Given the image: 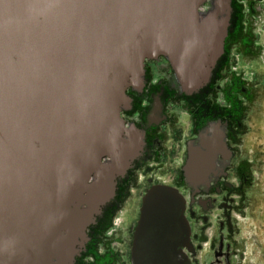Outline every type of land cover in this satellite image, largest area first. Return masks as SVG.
<instances>
[{
    "label": "water",
    "instance_id": "1",
    "mask_svg": "<svg viewBox=\"0 0 264 264\" xmlns=\"http://www.w3.org/2000/svg\"><path fill=\"white\" fill-rule=\"evenodd\" d=\"M204 1L0 0V264H72L142 146L121 110L145 59L165 55L194 91L222 52ZM219 127L190 146L193 188L230 154ZM185 203L176 186L145 189L131 264H189Z\"/></svg>",
    "mask_w": 264,
    "mask_h": 264
},
{
    "label": "rangeland",
    "instance_id": "2",
    "mask_svg": "<svg viewBox=\"0 0 264 264\" xmlns=\"http://www.w3.org/2000/svg\"><path fill=\"white\" fill-rule=\"evenodd\" d=\"M198 11L201 21L212 15L218 22L222 52L211 63L207 80L194 91L182 87V78L165 55L144 61L142 82L126 89L128 102L121 116L126 123L123 113L137 112L134 117L138 118V125L135 124L140 128L145 152L141 155L139 149L130 160L132 168L127 169L125 179L115 186L112 198L88 225L86 242L92 233L101 240L100 249L118 240L111 234L112 229L131 208L137 186L140 199L136 205L141 204L145 188L153 183L176 186L186 202L190 194L197 197L203 187H210L204 189L210 194L216 186L222 200L227 201V214L235 219L233 245L242 248V254L237 250V257L234 255L235 263L264 264V0H205ZM218 123L230 154L217 153L207 181L193 188L183 171L190 158V146L200 144L201 131L211 134V128ZM188 125L195 130L189 138ZM174 128L178 135L173 134ZM160 151L165 153L164 157L159 156ZM148 152L151 154L147 155ZM209 152L207 149L208 155ZM196 211L197 216L205 215L212 221L207 220L203 230L207 235L199 252L203 259L219 211ZM200 219L197 217L196 225ZM87 245L86 257L90 259H83L84 264L96 254L92 241Z\"/></svg>",
    "mask_w": 264,
    "mask_h": 264
},
{
    "label": "flooded vegetation",
    "instance_id": "3",
    "mask_svg": "<svg viewBox=\"0 0 264 264\" xmlns=\"http://www.w3.org/2000/svg\"><path fill=\"white\" fill-rule=\"evenodd\" d=\"M145 60L147 61L153 59L146 58ZM134 113L137 115L136 111L133 112L131 111L130 113L126 112L125 114L123 113L128 126V132L126 133V136H131L132 133L135 132L133 130H137L141 133V131L139 130L140 128L137 126L138 118L134 117ZM149 117L150 119H152V117H154V114L151 113ZM194 120L195 119L193 117L192 121ZM173 126H175V124ZM176 128L178 129V127ZM176 128H174L173 134L178 135V133L175 132ZM219 129H221V126L219 127ZM194 131L195 130L192 125L187 126L186 134L188 135V138L194 134ZM173 138L174 136H172V139ZM145 147H146L145 144L142 143V146L140 148L141 155L143 154ZM149 154H151V152H148L147 155ZM158 154L159 156L163 155L164 157L165 153L163 151H160V153ZM184 155H186V151H184ZM131 166L132 164L130 163L129 167L125 168L123 173L120 172L117 176H115V179H117L115 182V186L119 184L121 180L125 179V174L127 172V169L129 168L128 170H130L132 168ZM227 172L228 170L225 171V174ZM146 181L147 180H145V182ZM143 187L145 188L146 185ZM214 187L215 189L213 188L210 194L206 193V191L204 190V189L207 190V188L210 189V187H203V190L202 189L200 190L197 197L196 195L191 196L190 194V196L188 197L189 199L186 202L185 215L190 225V243L192 245V249H188L186 247L184 248V250L188 254L189 264H236L235 263L236 260L233 259L234 255L237 257L236 251L238 250L239 253L242 254V248L240 247L236 248V246L233 245L235 243V240L233 239L234 236H232V233L236 229L235 219L233 218L232 214L230 215L227 214V210H228L227 206L226 207L224 206L226 205L227 201L225 202L222 200L224 197H222L220 194L221 190L219 189L220 190L219 191L216 189V186ZM229 187L230 185L228 183V185L225 186V189L228 190ZM136 189L137 190L133 194L132 202L130 205L131 208L126 211L124 216L121 218L120 222L118 221V224L114 223L116 226L113 227L112 229L113 231L111 234H115L118 240L116 239L113 242H110L108 248L100 249L98 247H99V243H101V240H99L98 237H94V233H92L88 241L84 243L81 249L75 253L72 264H84L83 259L86 258L90 259V257H86V250H87L86 246H88L87 245L88 242L91 241L92 244L94 245V248H96V254L94 258L93 257L91 258V261L85 264H131V243L133 238V231L136 226L139 215V206H140V204L136 205L137 199H140V197L137 196L138 194L137 191H140L139 186H137ZM117 207L119 206H115L114 208ZM198 208L202 211L203 214L204 213L209 214L214 209H217L219 211L218 214L215 216V218H217L215 221L216 223L214 222L215 225L212 223L213 224L212 235L211 237H209V241L206 244L208 253L204 256L203 259L201 258V255H199V252L202 246L201 241L207 239V235L204 233L203 230L205 228V224L208 218L205 215L202 218L201 216H197L196 210ZM223 212L226 213V216H223L221 214ZM196 216L199 219L201 218L197 223L198 226L196 225V219H197ZM208 222L211 223L212 221L208 220ZM229 234L232 237H230ZM238 261L240 262V260Z\"/></svg>",
    "mask_w": 264,
    "mask_h": 264
}]
</instances>
